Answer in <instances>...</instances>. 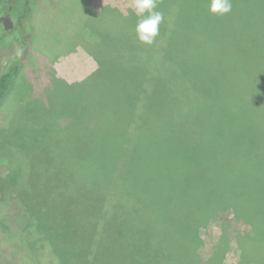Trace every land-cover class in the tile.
<instances>
[{
	"label": "trees",
	"instance_id": "obj_1",
	"mask_svg": "<svg viewBox=\"0 0 264 264\" xmlns=\"http://www.w3.org/2000/svg\"><path fill=\"white\" fill-rule=\"evenodd\" d=\"M39 2L2 0L0 4V14L10 10L3 19L10 14L17 18L16 25L0 36V57L4 49L16 47L0 74V112L4 115L0 141L27 160L55 153L70 171H62L57 164L50 184L45 161L31 160L38 185L47 182L53 189L54 195L43 208L30 211L23 195L9 192L31 219L26 227L42 233L48 243L26 242L28 246L41 252L46 246L49 251L54 247L61 255L57 259L50 255L51 264H94L98 253H80L56 237L60 231L71 234V230L81 235L77 219L97 218L98 211L106 213L98 207L115 197L112 232L121 242L112 239V264H221L234 238L242 248V264H264V93L251 86L257 79L264 84V0H232V11L225 16L211 15L208 0H158V10L165 18L155 43L146 45L143 52L132 42H139L134 31L137 17L131 12L122 20L113 12L112 42L106 41L104 47V53L112 58L103 65L99 62L91 75L104 69L105 80L96 78V83L108 95L104 108L109 111L114 68L128 60L113 51L112 43L125 37L123 52L131 67H125V72L150 71L141 76L146 98L138 99L136 89L128 92L133 109L130 128L112 119L111 125L101 122L104 125L96 131L85 121L83 128L93 136L95 145L87 151V146L76 141L80 154L75 157L65 154L64 141L76 137L78 126L72 124L84 119L78 110L82 92L76 88L84 81L68 83L52 66L42 84L32 86L23 70L26 64L37 62L32 47ZM144 56L148 57L145 62ZM161 70L165 74L157 73ZM117 72L127 74L119 68ZM207 73H213L215 83H210ZM249 73H256L257 78L244 86L243 78ZM225 84L237 88L239 111L223 104L220 91ZM179 85L183 87L177 92ZM27 96L29 101L20 103ZM234 103V99L229 102ZM48 104L54 107L48 108ZM49 111L56 113L50 122ZM226 113L234 117L227 119ZM60 118L73 120L62 126L57 121ZM100 156L109 159L107 165H99ZM84 189L91 190L85 197L94 201L83 202L82 209L80 204L70 208ZM7 191H0L1 200ZM65 204L69 206L65 208ZM227 213L249 229L233 235L227 229ZM214 220H223L219 244L212 256L203 260L199 232ZM69 221L76 223L75 228ZM88 232L103 236L107 231L102 224H93ZM49 257L44 256L38 264Z\"/></svg>",
	"mask_w": 264,
	"mask_h": 264
},
{
	"label": "rangeland",
	"instance_id": "obj_2",
	"mask_svg": "<svg viewBox=\"0 0 264 264\" xmlns=\"http://www.w3.org/2000/svg\"><path fill=\"white\" fill-rule=\"evenodd\" d=\"M0 4H2V0H0ZM6 11L10 10H4L0 14V36L6 29H12L17 23V18L14 14H10L11 16L7 15L3 19L2 15ZM113 12H118L120 15H118V18L121 19L123 16H129L132 12L131 0H40L34 16L36 35L33 40L34 45L32 50L34 51L33 55L36 54L34 57H36L37 62H34L33 65L32 63H28L25 68L23 67V70H25L24 73H26L32 86L38 84L40 86L42 84L40 81L44 80V77L48 74V67L50 68L52 66H55L57 76L68 83L84 81L81 86L79 84L76 87L82 92L81 104L78 110L84 113V119L82 118L80 121L76 120L72 124L73 126H78L76 137L64 141L65 154L69 156L75 157L80 154L76 147V141H79V145L83 147L87 146V151L92 150L95 145L92 142L93 136L87 134L83 128L85 121L89 128L94 126L93 130L96 131H98L100 125H104L101 122H107L108 125H111L112 119L117 124L130 128L129 121L133 109L129 107L128 92L136 89L138 99L146 98L147 88L141 76L145 73L149 74L150 71L146 70L136 75L125 72L128 69L125 67H130L129 56L123 52L127 48V39L125 37L122 40L118 37L112 43L114 46L113 51L118 55L123 53L128 60L125 64L120 63L114 68L115 70L112 74V104H107L109 111H107V108H104L106 106L105 102L108 100V95L104 94L102 89L100 90L98 88L101 85L96 83V78L99 80L104 78L103 80H105V74H103L104 69L101 68L102 74L97 72V75H94L95 72L91 75L98 68L99 62L103 65L108 63L110 58H112L110 53H104V47L106 41L112 42L111 28L112 20H114V17L112 18L114 16ZM107 33L110 35L105 37ZM132 42L135 44V49L138 52H143L146 49V45L140 42ZM15 49L16 47H10L2 51V56L0 57V74L5 64L12 57ZM90 52L95 53L97 56H94ZM146 58L148 57L144 56L142 61L145 62ZM118 68L127 74H118ZM157 73L165 74L163 70L157 71ZM212 74L207 73V78H211L210 83H215ZM254 78H257L256 73H249L243 78V85L245 86V83L251 85V80ZM243 85L241 84L242 87ZM181 86L183 87V85L177 86V92L181 90ZM251 86L257 87L261 94L264 93V84L259 79L252 81ZM26 92L29 91L26 90ZM220 93H224L223 104H227V106L239 111L237 100L240 94L237 88L234 89L232 86H226L225 84L224 91H220ZM209 95L213 96V92H210ZM231 99L235 100L234 104H229ZM28 101L29 97L27 96L20 100V103H27ZM34 102L35 100L31 101V103ZM52 106L54 107V104H48V108H52ZM221 110H226V108ZM91 113H95V116ZM49 115L48 122L55 118L56 113L54 115L49 111ZM225 116L227 119L234 117L230 113H226ZM3 118L4 115L0 112V127L3 125ZM72 118H60L57 121L60 125L65 126L73 120ZM178 122L176 119L175 123L177 124L175 126L178 125ZM238 131H240L239 128ZM22 157H24L23 153L19 156L15 150L0 141V191L8 190V194H5L4 197L2 196V200L0 199V221H2L0 226V260L3 264H38V261L44 256L49 257L51 255L52 259H57L61 255L59 251L57 253L54 250L53 246V251L51 249L49 251L48 246H46L42 252L28 246L29 244L33 245L35 243H42L44 245L48 243L45 241L46 239H44L42 233H35L33 231L34 228L26 227L31 219L25 215L24 207L13 197V193L16 194L14 191H17L18 194L23 195L27 200L26 208L28 210L32 211V208L34 209L37 206L43 208L46 201L54 195L53 192H50L53 190L50 184L53 179L52 171L56 168L55 166L59 164L62 171L65 170L66 173L70 171L62 165V160L55 153L47 157H41L40 160H36L35 158L27 160ZM31 160L39 162L45 161L49 171L50 184L43 182L44 185H38L37 172L32 168L33 162ZM108 160L107 157L103 156L97 158L100 166L107 165ZM42 175L45 178V174ZM113 180L112 173V183ZM90 191L88 189L82 190L80 197L71 203V206L65 204V208L68 206L72 208L73 205L77 206L80 204L79 208L82 209L83 202L91 203L94 201L92 198L85 197V194ZM55 197L60 198L58 194ZM98 208H102L106 213L98 211L96 207L98 211L97 218H84L82 221L77 219L79 221L81 235L76 233L72 234L74 233L72 230L70 231L72 232L71 234L67 231H60L61 233L58 234L59 236L56 235L58 236L56 239L69 248H76L80 253L84 254L88 251L98 253V257L95 256L96 262L94 264H112V252L115 251L112 244V239L115 236L112 232L115 216L113 219L112 216L116 209V198L113 197L112 201L107 203L106 206ZM101 216L103 218H100ZM225 217L230 221V227H227V229L233 235L236 233L243 234L249 229L245 223L236 221L232 213H227ZM84 222L87 223L84 224ZM222 222L223 220H214L200 229L199 235L202 242L199 247V254L203 260L210 258L218 246L222 233ZM69 223L72 228H75L76 223L74 221H69ZM93 224H102L107 232L103 236L98 235L99 233L97 235L89 234L90 232L88 231L92 229ZM25 227L28 231L25 230ZM26 235H29L28 239H25L27 238ZM113 241L121 242L120 239L118 240L116 238ZM87 246L90 247L89 250L86 249ZM221 256H219V259ZM51 257L47 258V260L44 259L42 264H51ZM35 258L37 259L35 260ZM81 260L83 261V256ZM241 261L242 248L236 241V238L234 240L231 239L221 264H242Z\"/></svg>",
	"mask_w": 264,
	"mask_h": 264
},
{
	"label": "clouds",
	"instance_id": "obj_3",
	"mask_svg": "<svg viewBox=\"0 0 264 264\" xmlns=\"http://www.w3.org/2000/svg\"><path fill=\"white\" fill-rule=\"evenodd\" d=\"M131 11L137 17V40L144 45L154 44L165 18L158 10V0H131ZM208 11L214 16H225L232 11V0H208Z\"/></svg>",
	"mask_w": 264,
	"mask_h": 264
}]
</instances>
